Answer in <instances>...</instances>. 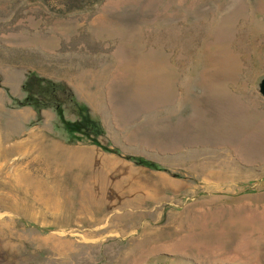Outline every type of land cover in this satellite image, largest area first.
Here are the masks:
<instances>
[{
	"label": "rangeland",
	"instance_id": "obj_1",
	"mask_svg": "<svg viewBox=\"0 0 264 264\" xmlns=\"http://www.w3.org/2000/svg\"><path fill=\"white\" fill-rule=\"evenodd\" d=\"M263 82L264 0H0V264H264Z\"/></svg>",
	"mask_w": 264,
	"mask_h": 264
},
{
	"label": "bare ground",
	"instance_id": "obj_2",
	"mask_svg": "<svg viewBox=\"0 0 264 264\" xmlns=\"http://www.w3.org/2000/svg\"><path fill=\"white\" fill-rule=\"evenodd\" d=\"M53 143H54V142H53ZM31 144H32V143H31ZM57 144H58V143H57ZM37 145H38V144H37ZM49 145H51V144H49ZM42 146H43V145H42ZM52 146H53V145H52ZM52 146H51V147H52ZM36 147H37V146H36ZM39 147H40V146H39ZM44 147H45V146H44ZM44 147H43V148H44ZM54 148H55V147H54ZM58 148H59V147H58ZM33 149H34V148H33ZM52 149H53V148H52ZM61 149H62V151H63L62 153H61V152H58V153L55 152V151L57 150V149H56L55 151H51V152H50V153H51L50 156L48 155L49 157H51L52 165L55 163V160L57 161L60 157H62V158L64 157V156H60L61 154H62V155H66V154L68 155V154H69V149H67V148H62V147H61ZM43 150H44V149H43ZM43 150H42V151H43ZM48 150L50 151V149H48ZM48 150H47V151H48ZM59 150H60V149H59ZM37 151H38V150H37ZM38 153H40V152H38ZM42 153H44V151L41 152V154H42ZM41 156L43 157V155H41ZM48 156H47V157H48ZM49 157H48V158H49ZM40 158H41V157H40ZM44 158H45V157H44ZM38 160H39V159H38ZM46 160H47V159L45 158V162H46ZM49 160H50V158H49ZM51 160H50V161H51ZM47 162H48V161H47ZM47 162H46V163H47ZM48 163H49V162H48ZM33 164H34V163H33ZM50 164H51V163H50ZM30 165H31V164H30ZM48 165H49V164H48ZM34 175H35V174H34ZM27 176H28V175H27ZM30 177H31V176H30ZM24 178H26V177H24ZM27 178H28V177H27ZM28 179L30 180V178H28ZM31 179H32V178H31ZM36 179H37V177H36ZM25 180H26V179H25ZM29 180H27V182H28ZM32 181H34V180H32ZM32 181H31V182H32ZM36 181H37V180H36ZM38 182H39V181H38ZM28 183H29V182H28ZM45 183H47V182H45ZM29 184H30V183H29ZM34 184H36V182H34ZM32 185H33V183H32ZM32 185H31V186H32ZM47 185H48V184H47ZM33 186H34V185H33ZM33 186H32V187H33ZM40 186H42V185H40ZM32 187H31V188H32ZM34 188H35V187H34ZM45 188H46V187H45ZM49 190H51V189H49ZM98 191H99V190H98ZM84 194H86V193H84ZM95 195H97V194H95ZM99 195H100V194H99ZM84 196H85V195H84ZM96 197H97V196H96ZM96 197L94 196V198H96ZM83 198H84V197H83ZM99 198H100V197H99ZM101 199H102V197L100 198V200H101ZM108 200H109V199H108ZM111 202L113 203V201H111ZM111 202H110V203H111ZM2 204H3V203H2V200L0 199V205H2Z\"/></svg>",
	"mask_w": 264,
	"mask_h": 264
},
{
	"label": "water",
	"instance_id": "obj_3",
	"mask_svg": "<svg viewBox=\"0 0 264 264\" xmlns=\"http://www.w3.org/2000/svg\"><path fill=\"white\" fill-rule=\"evenodd\" d=\"M262 89H263V91H264V82H263V84H262Z\"/></svg>",
	"mask_w": 264,
	"mask_h": 264
}]
</instances>
